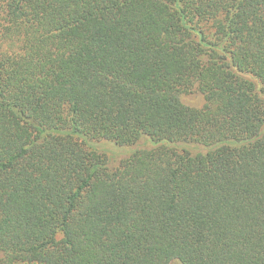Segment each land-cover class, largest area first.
Listing matches in <instances>:
<instances>
[{
  "label": "trees",
  "instance_id": "1",
  "mask_svg": "<svg viewBox=\"0 0 264 264\" xmlns=\"http://www.w3.org/2000/svg\"><path fill=\"white\" fill-rule=\"evenodd\" d=\"M0 264H264V0H0Z\"/></svg>",
  "mask_w": 264,
  "mask_h": 264
},
{
  "label": "rangeland",
  "instance_id": "2",
  "mask_svg": "<svg viewBox=\"0 0 264 264\" xmlns=\"http://www.w3.org/2000/svg\"><path fill=\"white\" fill-rule=\"evenodd\" d=\"M186 99V102L191 105H197L200 104V99L196 98L195 96H189Z\"/></svg>",
  "mask_w": 264,
  "mask_h": 264
}]
</instances>
